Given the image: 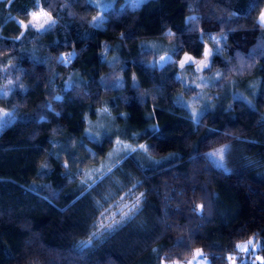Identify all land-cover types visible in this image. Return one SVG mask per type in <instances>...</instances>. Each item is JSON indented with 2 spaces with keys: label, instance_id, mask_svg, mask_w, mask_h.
<instances>
[{
  "label": "trees",
  "instance_id": "16d2710c",
  "mask_svg": "<svg viewBox=\"0 0 264 264\" xmlns=\"http://www.w3.org/2000/svg\"><path fill=\"white\" fill-rule=\"evenodd\" d=\"M263 6L118 1L96 25L88 0H0V264H161L196 248L227 264L251 237L264 257ZM40 9L51 27L21 25ZM149 39L171 61L158 64ZM206 45L214 105L194 120L176 102L195 93L178 61ZM230 81L252 87L251 102H220ZM104 109L119 139L145 147L95 172L115 134L85 127ZM222 145L218 168L207 154Z\"/></svg>",
  "mask_w": 264,
  "mask_h": 264
},
{
  "label": "rangeland",
  "instance_id": "374dc122",
  "mask_svg": "<svg viewBox=\"0 0 264 264\" xmlns=\"http://www.w3.org/2000/svg\"><path fill=\"white\" fill-rule=\"evenodd\" d=\"M88 1L97 8L98 12L93 18V23L98 25L101 24V21L104 18L103 11L110 7L115 6L118 1H121L122 3H129L131 5H138L145 0H88ZM262 12H264V6L257 17L258 22H259L260 14ZM34 14H37L38 16L37 20H34L33 15H31L29 19H27L24 22L22 21L21 25L22 26L30 25L34 27L36 30L41 31L49 27L54 22V19L49 14L44 12L42 9H40ZM45 21H47V23ZM41 25H43V27H41ZM141 44L146 49H150L154 52L161 53L156 58V62L160 65L165 63L160 60V57H165V60H167V58L170 56L169 53L167 52L165 53L163 51L164 49L167 48L159 40L149 39L143 41ZM206 51L211 54L209 55L207 60L204 55ZM213 52L214 49L206 45L203 56L201 58H195L191 54L185 52L178 61V66L183 74L182 75L181 72H179L178 77L185 86L187 84L194 86L195 93L189 96H185L183 93H180L176 98V102L185 106L189 110L190 115L194 120H197L201 116V113H204L206 110H208L211 106L214 105V103H211L210 101L211 99L209 100L208 98H209V94L213 92L215 86L214 81L216 78L212 74L211 75L204 74L203 70L205 68L201 67L199 64V62L201 61H204L209 64ZM186 55L192 57L193 61L195 62L190 64L191 68L187 67L188 65L187 63L184 65L183 68L180 67V62L184 59ZM253 92L254 89L250 86L242 85L241 83H237L235 81L233 82L230 81L229 83L221 87V97L219 101L224 102L228 100L233 93H236L237 95H241V97H243L245 101L251 102V98L249 97H251ZM0 93H4V91L0 90ZM5 114H6L5 110H0V128L5 123ZM85 132L89 138L94 140H99L107 135L115 134L114 136L115 140L113 142V146L106 153V156L104 158V163L103 164L101 163L100 165H98L96 168L93 169L95 172L96 171L100 172L102 169H104L105 166L111 165L120 157L121 154L128 152V150L131 151L132 149L135 148L141 149L140 146L143 145V144L132 145L130 143L122 141V139H119L118 135L121 132V128H119L112 121V118L107 116L106 109L98 112L96 119L87 122L85 127ZM125 146L128 147L125 148ZM224 146L225 145L219 146L216 149L209 151L208 153L215 152ZM141 155L142 154L140 152L136 153V156L138 157ZM90 174L91 172H89V175ZM249 241H251V243H249ZM259 244H260L259 240L255 239L254 237L238 242L236 246L239 252L229 256L227 264H264V257L261 256L257 251ZM198 250L200 251L201 255H197ZM161 264H210V263L208 257L202 252V250L196 248L194 249L191 257L188 260L162 261Z\"/></svg>",
  "mask_w": 264,
  "mask_h": 264
},
{
  "label": "snow or ice",
  "instance_id": "6c2138e0",
  "mask_svg": "<svg viewBox=\"0 0 264 264\" xmlns=\"http://www.w3.org/2000/svg\"><path fill=\"white\" fill-rule=\"evenodd\" d=\"M33 19H34V20H37V19H38L37 14H33ZM45 22L47 23V21H45ZM259 23H260L261 25H264V12H262V13L260 14V17H259ZM23 26H24V27H27V25H23ZM41 27H43V25H41ZM50 27H51V25H50ZM204 55H205V58H206V60H207V58H208L209 55H211V54H210L209 52L206 51V52L204 53ZM171 59H172L171 56H169V57L167 58V60H165V57H160V60L163 61V62H165V63L171 61ZM186 63H187V64H191V63H195V62L193 61L192 57L186 55V56L184 57V59L180 62V67L183 68L184 65H185ZM199 64H200V66L203 67V68H209V64L206 63V62H204V61L199 62ZM5 115H7V114H5ZM203 115H204V114L201 113V116H203ZM155 131H156V129H153V132H155ZM127 147H128V146H125V148H127ZM140 147H141V149L144 148L143 145H141ZM230 149H231V146H230V145H225L224 147L220 148L219 150H217V151H215V152L208 153L207 155H208V158L212 161V163H213L216 167H218V168H224V167H225V163H224V162H225V157H226V155L230 152ZM131 151H135V149H132ZM156 163L159 164V161H157ZM199 207L202 208L203 205H200ZM89 243H90V241H89ZM249 243H251V241H249ZM238 247H240V246H238ZM197 255H201V253H200L199 250L197 251Z\"/></svg>",
  "mask_w": 264,
  "mask_h": 264
}]
</instances>
